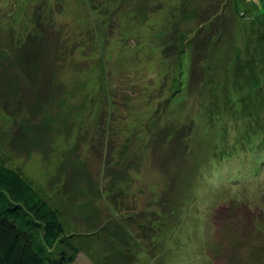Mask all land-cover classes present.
Masks as SVG:
<instances>
[{"label": "rangeland", "instance_id": "rangeland-1", "mask_svg": "<svg viewBox=\"0 0 264 264\" xmlns=\"http://www.w3.org/2000/svg\"><path fill=\"white\" fill-rule=\"evenodd\" d=\"M0 154L68 264H264V0H0Z\"/></svg>", "mask_w": 264, "mask_h": 264}, {"label": "trees", "instance_id": "trees-1", "mask_svg": "<svg viewBox=\"0 0 264 264\" xmlns=\"http://www.w3.org/2000/svg\"><path fill=\"white\" fill-rule=\"evenodd\" d=\"M206 23L201 21L196 36L205 30L202 44L207 49L195 46L193 53H208ZM210 24L212 31L219 29V19ZM78 252L65 233L59 210L18 166L9 163L7 155L0 154V264H68Z\"/></svg>", "mask_w": 264, "mask_h": 264}]
</instances>
